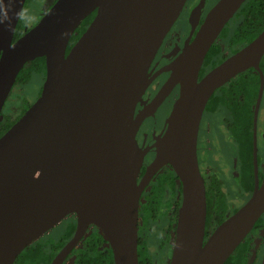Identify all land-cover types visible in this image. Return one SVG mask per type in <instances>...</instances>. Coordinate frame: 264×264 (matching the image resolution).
Segmentation results:
<instances>
[{
  "label": "water",
  "instance_id": "obj_1",
  "mask_svg": "<svg viewBox=\"0 0 264 264\" xmlns=\"http://www.w3.org/2000/svg\"><path fill=\"white\" fill-rule=\"evenodd\" d=\"M25 1L0 0V113L28 62L44 58L45 77L39 97L0 136V264H14L27 246L70 215L75 232L50 264H62L90 226L106 240L113 264H139L140 196L167 165L181 187L168 264H224L264 213V173L260 183L257 173L264 28L199 74L209 49L246 0H218L200 25L205 0L195 5L188 41L155 76L170 75L137 113L155 77H148V68L186 0H56L12 42ZM91 13L66 53L75 29ZM250 68L259 77L252 118L254 187L204 242L199 124L213 93ZM176 85L177 98L153 144L155 156L137 182L142 157L133 147L137 129Z\"/></svg>",
  "mask_w": 264,
  "mask_h": 264
},
{
  "label": "flooded vegetation",
  "instance_id": "obj_2",
  "mask_svg": "<svg viewBox=\"0 0 264 264\" xmlns=\"http://www.w3.org/2000/svg\"><path fill=\"white\" fill-rule=\"evenodd\" d=\"M27 1L28 0H26L25 3ZM199 1L200 0H186L184 6L182 7L180 11V14L178 15V18L176 19L175 23L173 24L171 29L168 31L166 36L164 37L153 61L151 62L148 68V71H147L148 77L155 76L157 72H159L168 63H170L174 58H176V56L182 51L185 43L188 41V38L190 36L191 27L188 21L190 12ZM217 1L218 0H205L204 8L201 14V18L199 20V25L204 19L205 15L215 5ZM25 3H24L22 12L20 14V17L17 23V26L20 23V28L17 29V26H16V29H15L19 33L18 36H16L15 40L18 37H20L24 33L25 30H28L30 27H32L27 24L25 17H24ZM235 14L230 19L231 22L230 21L229 22L231 25H229L228 27H231L238 21V17H236ZM93 17H94V13L91 17V20ZM88 24L86 25V27L88 26ZM199 25L192 32V36L190 39L194 37L195 32L197 31ZM86 27L83 29V31L86 29ZM83 31L81 32V34L83 33ZM219 36L216 39V43L221 42V38H219ZM13 41L14 40H12V42ZM233 53L229 54L228 49L224 51V55L226 57ZM210 69L211 68L207 69L204 72V74ZM169 75H170V71H167V72H162L159 75L152 78L151 83L146 88L144 94L141 97V101L137 103L135 113H137L144 105H146L154 97L156 92L160 89V87L163 85V83L165 82V80L168 78ZM38 77L40 78V84L35 93L34 100L32 102L26 101V100H25L26 102L23 101V103L21 104L19 108L18 117H16L15 119H11L9 117H2L0 120V123L2 122V120H4V118H8L12 121H16L25 112V110L39 97L45 75L43 78L40 76ZM15 84H19V83H16L15 81L14 85ZM258 88H259V85H258ZM177 95H178V86L176 85L173 88V90L168 94V96L163 100V102L155 109V111L152 114H150L148 117H146L140 123L137 129L133 147L137 153H142L137 182L141 180L146 170L147 165L152 161V159L155 156L157 147L153 146V144L157 136L159 135V133L164 127L166 117L170 113L173 102L177 98ZM206 106L203 111L201 121L199 124V129L197 133V143H196L197 162H198L200 176L202 178V182L205 188V195H206V219L208 216L209 220L211 221V224L208 228H206V223H205L204 242L209 237V235L214 230V228L218 225L217 220L220 217L219 215H221V212L220 214H216L214 211L215 202L220 201L221 199L223 200V204L225 205V210L222 212V214L224 213V215H226V217L224 218L226 219L228 216H230L232 213H234L238 209V208L236 209L233 206L235 209L233 208L234 210L232 213L229 212L228 209L230 207V204H232V202L235 203L238 196H245V197L247 196V200H248L253 190V187H254V175H253V186H252L251 192H248L246 189H244L242 182H241V163L238 157L239 147L235 139L232 137L229 131V128H228V125L231 123V116H230L229 110L221 105H218L215 107L211 105L208 107V109L206 108ZM259 109H260V106H259ZM258 114H259V111H258ZM0 117H1V113H0ZM252 118H253V115H252ZM257 121H258V118H257ZM251 132H252V129H251ZM230 137L232 138L234 143L232 142ZM251 154H252V151H251ZM252 168H253V161H252ZM166 172L168 173L173 172L171 167L168 165L163 167L152 178L150 183L143 189L141 193L140 200H139V208H138V216H139L138 218V237L140 235L141 227H142L141 226V219H142L141 210L143 209V205L145 203V196L147 195L149 187L152 185L155 178ZM257 173H258V181L260 183L263 177V173H264V143L261 146H259L258 136H257ZM177 184L180 189L175 190L174 194H172L169 191L166 192V196L168 197L173 196V199L171 201V206L168 209V211H166V213L163 214V216H161L155 223L152 224L151 226L152 232L150 234V238L146 242V247L148 248V244L150 243V241L152 242L154 240V237L157 238V242H156L157 245L155 248V252H156L155 260L153 259L152 254L150 253L149 248H148L153 264H168L169 263L172 244L174 240L177 213H178L180 197H181V187H180L179 181ZM72 223H74L73 232L68 236V238L65 240L63 245H61L60 248L55 250L54 256L66 244V242L73 236L75 232V227H76V219L74 215H70L59 223L60 225L63 224V231L60 237L64 235V231L68 227L67 225L72 224ZM156 227L157 229H155ZM95 229L97 228H95L94 226H90L88 228L83 238L79 241L77 246L71 250V252L69 253V255L67 256V258L62 264H73L74 263V260L76 258L75 256L76 251L80 248L81 241L91 231H95ZM156 230H157V233L155 234ZM167 236L169 237L170 244L168 246V249L165 250L164 246H162L163 245L162 239L163 238L166 239ZM40 240H41V237H39L37 240H35L31 244L40 242ZM239 245H240L239 252L237 254L232 253V258L227 264H264V213L260 216V218L257 220V222L255 223L251 231L248 233V235L244 238V240ZM45 247L50 252V249L52 247L50 246L48 248L46 244H45Z\"/></svg>",
  "mask_w": 264,
  "mask_h": 264
},
{
  "label": "trees",
  "instance_id": "obj_3",
  "mask_svg": "<svg viewBox=\"0 0 264 264\" xmlns=\"http://www.w3.org/2000/svg\"><path fill=\"white\" fill-rule=\"evenodd\" d=\"M93 13L86 17L75 29L71 36L66 52L75 43L78 36L91 20ZM238 21L228 27L230 22L220 33V43H214L209 49L200 69V76L204 72L213 68L222 62L226 56L224 51L229 50V54L235 52L245 44L249 43L264 28V0H246L235 14ZM20 28V23L17 29ZM15 30L14 38L18 36ZM224 45V46H222ZM224 47V48H223ZM260 68L264 74V56L260 61ZM45 64L44 58H36L28 62L19 72L16 83L26 84L32 76L44 77ZM259 77L257 72L250 68L245 72L233 78L224 86L217 89L207 102L206 108L213 105H221L230 112L231 123L228 125L232 137L239 147V159L241 163V182L248 192H251L253 186V168H252V115L255 99L257 96ZM8 118H4L0 123V136L14 123ZM178 179L173 172H166L157 176L149 187L145 196V203L141 210V232L138 237L137 254L139 264H153L149 254L146 242L152 232V224L155 223L171 206L173 196H166L169 191L174 194L179 190ZM225 210L223 200L216 201L214 211L219 215L217 223L219 224L225 217L222 212ZM211 224L209 217L206 219V228ZM64 235L56 244L51 246L50 252L46 249L43 241L33 243L27 246L16 258L14 264H49L55 254V250L61 247L68 236L74 230V223L67 225ZM165 250L170 244L169 237L162 239ZM240 245L234 250L233 254L239 252ZM76 258L73 264H113L111 250L98 229L91 231L80 244L76 251ZM231 256L225 261L227 264Z\"/></svg>",
  "mask_w": 264,
  "mask_h": 264
},
{
  "label": "rangeland",
  "instance_id": "obj_4",
  "mask_svg": "<svg viewBox=\"0 0 264 264\" xmlns=\"http://www.w3.org/2000/svg\"><path fill=\"white\" fill-rule=\"evenodd\" d=\"M55 1L56 0H28L25 3V11H24V17L27 24L29 26L35 25L41 19V17L49 10V8L54 4ZM39 84H40V78L38 76H32L31 80L27 84L13 85L10 94L8 95L1 110L0 120L2 117H9L11 119H15L16 117H18L19 108L21 104L25 100L30 102L34 100L35 93L39 87ZM257 136H258L259 146H261L264 143V91H263V96L261 99L260 109L258 114ZM246 200H247V196L246 197L238 196L235 203L232 202V204H230V207L228 209L229 212L232 213L235 208L236 209L239 208ZM155 229H157V227ZM62 231H63V224L61 225L57 224L55 227H53L51 230H49L47 233L41 236V241H43V243L46 244V246L49 248L59 240ZM156 233L157 230L155 234ZM156 242H157V238L154 237V240L152 242L150 241V243L148 244L149 251L152 254L154 260L156 258V252H155V248L157 245Z\"/></svg>",
  "mask_w": 264,
  "mask_h": 264
}]
</instances>
